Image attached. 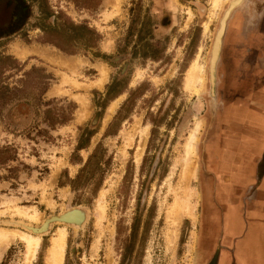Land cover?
Returning a JSON list of instances; mask_svg holds the SVG:
<instances>
[{
  "label": "rangeland",
  "instance_id": "374dc122",
  "mask_svg": "<svg viewBox=\"0 0 264 264\" xmlns=\"http://www.w3.org/2000/svg\"><path fill=\"white\" fill-rule=\"evenodd\" d=\"M201 1L207 8L50 0V18L1 37L0 229L40 237L30 264H49L60 227L61 264H195L204 119L223 111L209 54L221 7L236 0ZM83 24L97 34L91 47ZM42 74L51 78L41 83ZM72 103L71 119L52 125ZM75 207L86 213L81 226L52 223L37 235L16 223L40 226ZM200 223L206 230L203 215ZM196 242L206 254L210 238ZM27 255L15 237L0 264H27Z\"/></svg>",
  "mask_w": 264,
  "mask_h": 264
},
{
  "label": "crops",
  "instance_id": "0c3cea01",
  "mask_svg": "<svg viewBox=\"0 0 264 264\" xmlns=\"http://www.w3.org/2000/svg\"><path fill=\"white\" fill-rule=\"evenodd\" d=\"M245 13L253 21L259 15L263 24L255 26L252 20L249 24ZM225 43L230 46V53L221 58L227 63L226 67L222 63L221 81L228 84L227 91L243 96L231 105L229 119L223 124V137L227 139L224 149L209 147L205 158L209 171L219 174L214 180L225 182L215 185L210 194L211 201L222 208L221 214L216 211L214 215L225 236L226 245L220 256L222 264H264V205H258L264 201V0H251L234 9L225 28ZM253 47L262 53L251 55ZM238 107L243 111L234 118L233 110ZM206 177L205 181H209ZM239 187H255L240 200L243 206L234 196Z\"/></svg>",
  "mask_w": 264,
  "mask_h": 264
},
{
  "label": "flooded vegetation",
  "instance_id": "af4514ba",
  "mask_svg": "<svg viewBox=\"0 0 264 264\" xmlns=\"http://www.w3.org/2000/svg\"><path fill=\"white\" fill-rule=\"evenodd\" d=\"M249 2H251V0H240V1L236 0V4L232 6V9L230 10L228 14L227 19L225 20L224 31L221 36L220 47H219V50H218V53H217V56L214 62V72H213L214 83L216 85L215 91L217 94L220 95L219 101H221V102H218V96H217V103H218L217 109L221 108L223 109V111L222 113H220L219 110H216V112H214L215 119H210L209 117H207L209 118V124H208L207 118H206V121L204 119V122L205 123L207 122V125H208V128L206 129V139H205L204 148H203V156L205 158L207 154V148L209 147L211 149L215 148L218 151H221L224 149V145L227 142L224 143L225 141L224 139L226 138L223 137V132L225 130V127L223 124L225 123L226 120L229 119V114L231 113L230 112L231 105L236 104V102L238 103V101L240 100V97L243 96V94L240 92L233 93V92L227 91L228 84L226 85L225 80L221 81L220 69H222L223 67L222 63L225 65V67L227 64L226 61L222 62L221 58L224 56L225 57L228 56L230 53V46L227 45L226 43L225 45L223 44L227 22L236 7L245 5ZM173 3H175V0H160L161 8H173L172 6ZM207 3L209 5L208 8H210V1ZM176 4H178V8L180 7L181 8H207L201 0H176ZM229 5H230V1H227L222 5L221 8L223 9L219 14L217 26L213 32V41L211 43V50L209 54V73H210V56L212 57L213 43L215 41V37L217 35L219 27L221 26V20L223 18V15L225 11L227 10V8H229ZM49 7L53 8V6H50V0H0V40H1V37L4 35L9 36L10 34H13L16 31L25 29L26 27H32V25L30 24V21H31L30 19L32 18H35L37 21L45 20V17L50 18L51 11H49L48 9H47V12L45 11V8H49ZM29 8H41V10H40V13L38 14L37 12L35 14L37 16L34 17V14L31 13V10ZM246 15L248 14L245 13V18L246 20H248L249 15L248 16ZM52 17H54V15H52ZM245 18L243 15L244 22H246ZM251 20L249 19V24ZM254 20L256 21L252 20L251 23L255 26L256 25L261 26L263 24L261 17L259 15H257L256 19ZM245 24L247 25V22ZM256 34L260 35L258 34V32ZM243 48L246 49L245 47ZM254 51L255 53H252ZM259 51L262 53V50H260V48L258 49V47L256 48L253 47L252 52H250V54L256 56ZM257 66L258 65H256L255 67L256 71L254 73L256 77L258 76ZM241 111H243L242 108H239L237 111L233 110L234 118L240 117ZM207 125H205V127ZM203 163H204L203 170L199 174V192L202 193V197L200 199L201 200L200 201V211H199V217H198L199 226H198V231L195 236L194 260H195V264H222L220 255H221V250L226 245L225 238H224L225 236H224V231L221 230L220 225H218V223L214 219V215L216 214V211L217 213L219 212V214H221L222 208L221 206H219V204H215L214 201H211L212 199L210 197V194L211 192L214 191L215 185H217L218 187L219 185H221L220 183L225 184V182L221 181L220 183H217L214 179L217 178L219 174L218 173L215 174L209 171V169L206 167L205 161ZM206 175L207 177L210 178L209 181L208 180L205 181ZM256 181L257 180H255V183H254L255 185L257 183ZM226 183H228V181H226ZM250 189L247 187H241V188L239 187L234 190V192H236L234 196H235V200H237V203L239 202L240 204L244 199L243 197L247 196V194L251 192L252 189L254 190L255 187L250 188ZM202 198L203 200L205 201L207 200L209 202L210 208L207 213H206L207 210L205 208V205L203 206ZM219 200L220 199L217 198V201ZM241 206H243V204ZM202 215H203V220H204V224L206 227V230H203V231L201 230V223H200L202 220ZM206 222L208 223V225H206ZM203 235L210 238V245L207 247L206 254L200 252L198 243L196 242V238L203 236Z\"/></svg>",
  "mask_w": 264,
  "mask_h": 264
},
{
  "label": "bare ground",
  "instance_id": "6f19581e",
  "mask_svg": "<svg viewBox=\"0 0 264 264\" xmlns=\"http://www.w3.org/2000/svg\"><path fill=\"white\" fill-rule=\"evenodd\" d=\"M218 2H219V0H215L216 4ZM235 4H236V2H232L229 5V8L226 11L225 16H224V18L222 20V24H225V20H226V18L228 16L230 10L232 9V6L235 5ZM218 32L219 33H217L218 35L216 36L217 39H218V37L220 35L221 30L220 31L218 30ZM214 44H215V42H214ZM215 50H216V46H214V53L212 54V57L215 55ZM212 57H211V60H212ZM196 70H197L196 68H193L188 73V78H189V80H191V82H192L193 78L196 75L194 73ZM112 110H113V106L109 107V111H112ZM192 137H193V135L191 134L190 135V139H192ZM190 149H191V142L188 144V147H187V151H186L187 155H189ZM16 215H18L20 217H24L25 216L23 211H19V212L17 211ZM37 216H36V213H35L32 216V218L36 220ZM56 218L58 219L59 223L71 224V225H74V226H81L82 223H84V221L86 220V213L83 210L78 209V208H70V209H67V210L61 212L59 217L57 216ZM48 222H49V220L46 221V219H45L41 223L42 225L40 224V226H31L29 224L27 225V224H24V223H21V222H16V223H20L26 230H29V231H31L33 233H36L38 235V234H41V232H43V231H45L47 229ZM15 237L20 238L25 243L26 251L28 253V255H27V258H28L27 264H30V260L34 257L36 249H37V247L39 245L40 237L39 236L30 235V234H27L25 232H21V231H18V230L0 229V250L6 249L7 246L15 239ZM64 243H65L64 227H60L58 232H57V234L53 237L52 242L50 244V248H49V251H48V263L49 264H61L62 254H63V251H64Z\"/></svg>",
  "mask_w": 264,
  "mask_h": 264
},
{
  "label": "trees",
  "instance_id": "16d2710c",
  "mask_svg": "<svg viewBox=\"0 0 264 264\" xmlns=\"http://www.w3.org/2000/svg\"><path fill=\"white\" fill-rule=\"evenodd\" d=\"M83 32L87 35L86 36V38L85 39H83V40H85L86 42H84V45L86 46V47H91L92 45L90 44V43H93V42H91V37L92 36H94L95 37V41H96V39H97V34L95 33V31L94 30H91L90 28H88L86 25H84L83 24ZM46 75H48V74H46ZM45 74H42V76H40V78H41V80H40V82L41 83H43V79H49V78H51L49 75L48 76H46ZM41 89H43V90H46V86H45V84H44V86L42 85V87H40ZM43 93V92H42ZM41 93V94H42ZM74 108H75V105L72 103L71 104V107H70V114L67 116V115H65V114H62V115H57L55 118H49V121H50V119H53V120H51L52 121V125H55V124H64V123H66L68 120H70L71 119V113H72V110H74ZM88 145V142H86V143H84L83 145H78V149H80V148H84V147H86ZM96 155V150H95V152L89 157V160H91L94 156ZM88 164V163H87ZM86 166L87 165H85L82 169H81V172L82 171H84L85 170V168H86ZM134 232V231H133Z\"/></svg>",
  "mask_w": 264,
  "mask_h": 264
},
{
  "label": "water",
  "instance_id": "95a60500",
  "mask_svg": "<svg viewBox=\"0 0 264 264\" xmlns=\"http://www.w3.org/2000/svg\"><path fill=\"white\" fill-rule=\"evenodd\" d=\"M224 25L225 24H222V20H221V26L219 27V31L221 30L220 32V35L217 39V37H215V44L213 43V48H212V54L214 53V46H216V50H215V55L212 57V60L210 62V73H211V78L213 79V72H214V62H215V59H216V56H217V53H218V50H219V47H220V43H221V36L223 34V31H224ZM219 33V32H217ZM218 35V34H217ZM216 35V36H217ZM61 213H58L56 215H51L50 217L46 218V221L49 220L48 222V226H47V229L43 232H41V234H45L49 228V226L52 224V223H59L58 222V219L56 218L57 216L59 217ZM42 225V224H41Z\"/></svg>",
  "mask_w": 264,
  "mask_h": 264
}]
</instances>
